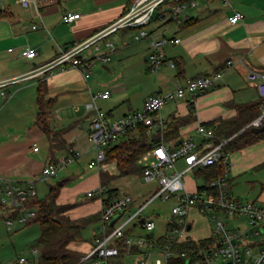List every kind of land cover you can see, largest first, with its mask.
<instances>
[{"label": "crops", "instance_id": "1", "mask_svg": "<svg viewBox=\"0 0 264 264\" xmlns=\"http://www.w3.org/2000/svg\"><path fill=\"white\" fill-rule=\"evenodd\" d=\"M131 1L52 0L47 4L23 8L18 0H0V81L13 80L6 87L9 97L5 101L0 100L1 177L21 183L33 181L36 195L41 198L39 190L48 179H42L40 172L51 159L56 160L78 152L79 156L73 163L89 152L91 155L87 167L94 169L89 167V162L94 158V149L86 134L92 113L86 110L85 105L91 101L92 94L105 89L110 91L109 98H99L96 103L113 120L140 109L144 99L150 94L166 92L192 77L219 70L220 77L214 80L211 87L196 95L192 102L176 99L168 102L160 111L166 121H178L177 139L189 138L198 145L205 143V139L196 130L199 124L212 121L217 123L219 119L232 118L237 114L233 104L259 99L256 81L250 80L248 73L250 70L261 71L264 66V0H195L197 5L187 8L179 15V21L173 19L167 7L158 8L150 22L144 26L147 35L140 40L133 37L138 32V27H122L113 31L85 50L90 56L100 55L106 51V40H112L115 44L110 60L97 69L106 72V69L109 70L107 65L112 61V71L116 72L104 82H99L91 75L84 78L79 70L68 67L67 64L47 71L38 69L51 61L60 48L66 49L84 41L116 21L128 9ZM234 11L243 14L242 21L229 22L228 17ZM67 12L79 13L80 16L73 22H65L63 15ZM173 38L179 40L171 41ZM152 41L161 42L157 50L166 59L172 60L174 66L163 65L157 71L154 87L145 92L139 102L133 101L131 95L124 96L129 83L127 63L136 54L138 62L149 70L147 59L152 50ZM102 46L104 48L99 52ZM29 47L36 49L34 57L24 55ZM228 60L232 62L229 67L225 64ZM43 80L47 85V96L55 99L48 114V124L51 127L50 123H55L56 130H63L62 140L52 148L53 151L48 136L35 124L38 111L37 86ZM83 139L89 143L86 148L81 145ZM37 141L45 142V152H40ZM176 141L170 144L176 146ZM260 141L240 149L246 154L238 155L236 159L242 160L246 166L257 163L259 159L256 153L262 149H257L254 145ZM34 143L37 144V151L31 148ZM236 159L230 161V169L238 165ZM183 168L184 163L178 160L176 169ZM94 170L85 177L79 176L83 180L71 184L68 181L78 176L73 172L63 175L60 180L67 184L60 189L57 202L63 204L78 201L67 211L72 219L100 214L103 205L101 198L85 195L88 190L100 186V170ZM190 172L183 175L184 185L187 190L195 191L198 181L187 175ZM118 178H128L130 182V178L138 180L139 176H120L110 183ZM111 188L117 189L119 196L131 197V203L125 212V215H129L145 202L149 192L156 189V183L146 191L139 189L137 183L131 184L123 192L117 186ZM47 191L48 186L44 194ZM254 199L264 201V192H259ZM146 207L147 205L143 212ZM149 217L155 220L156 215L151 214ZM99 225L100 219L97 217L82 230L78 240L69 244V248L86 254L98 234ZM156 228L157 223L153 236H162L163 234L155 233ZM139 229L141 228L135 222H130L126 231L132 236L144 235L145 231Z\"/></svg>", "mask_w": 264, "mask_h": 264}, {"label": "built area", "instance_id": "2", "mask_svg": "<svg viewBox=\"0 0 264 264\" xmlns=\"http://www.w3.org/2000/svg\"><path fill=\"white\" fill-rule=\"evenodd\" d=\"M51 1L18 0V3L23 8H29L32 5L47 4ZM224 1L227 2V0ZM196 5L195 0H132L125 13L116 21L84 41L75 43L66 49L60 48L51 61L38 69L47 71L67 64L68 67L79 70L84 78H88L93 62L99 60L101 63H107L110 60V53L115 48L112 41L106 40V51L100 55L90 56L85 50L95 45L97 41L119 28L129 26L139 28L133 37L135 40H140L147 35L144 26L150 22L158 8L167 7L173 19L179 21V15L187 8ZM79 16V13L67 12L63 15V20L73 22ZM228 20L230 23H237L243 20V14L234 11ZM178 40L177 38L171 39L174 42ZM160 43V41L151 42L152 50L148 55L147 66L152 72H157L163 65L174 66L172 60L166 59L164 54L157 50ZM36 54V49L31 47L24 52L28 58ZM225 64L229 67L232 62L228 60ZM220 75V71L198 75L186 80L184 84H177L166 92L157 91L144 99L140 109L113 120L96 103L99 98H109L110 91L105 89L92 94L91 101L85 105L86 110L92 113L86 132L94 149V158L89 162V167L102 169L106 146L116 142L129 130H135L140 124L147 127L148 136L152 131L162 128L166 120L161 116L160 111L168 102L176 99L192 102L196 95L211 87ZM248 78L256 81L259 96L262 98L260 115L250 122L251 126L258 127L264 125V72L250 70ZM12 81V79L0 81V100L5 101L9 97L6 87ZM196 130L205 139L204 144L198 145L189 138H184L176 146L160 143L138 159L137 162L143 166V179L147 182H155L156 189L136 211L125 215L131 203V197L128 195L115 197L108 202H103L101 199L103 205L100 211L98 234L94 237L89 251L83 256V264H109V260L118 255V248L114 242L119 238H123V243L128 248L138 249V252L133 254L136 256L135 264H168V260L174 256L170 251L171 244L185 239L187 231L192 227L191 222L188 221V214L192 207L200 213L209 214L213 229L207 236L211 240L198 246L193 254L192 252L191 255H189L190 252L181 253V255H189L187 262L190 264H264V201L256 199L243 201L229 193L228 178L231 166L229 153L222 150V143L215 144L212 141L213 131L211 129L199 124ZM31 148L33 151L38 150L35 143ZM78 156V152H72L46 163L41 169L40 177L45 180L56 176L60 168L74 161ZM178 160L184 163L182 170L176 169ZM217 163L222 164L223 174L211 179L207 184L215 190L214 194L197 189L195 191L186 189L183 181V175L186 172ZM101 192L102 189L99 186L94 190H88L85 195L93 197ZM35 195L36 189L33 181L21 183L0 176V218H4L8 226L15 223L26 225L27 221L35 215V210L25 207L24 203L29 197ZM157 198L160 202L173 200V205L170 207V218L167 220L171 223L169 226L165 223L166 232L163 234L169 241L164 244H160L158 237L152 234L156 227L155 220L143 213V208ZM13 213H15L14 216H11ZM231 217H235L233 223L230 222ZM242 217H245V220H236ZM140 219H142L141 222ZM112 220L114 221L110 224ZM130 222H135L145 231V234L125 235ZM253 237L258 238L253 240ZM153 253L161 257L157 256L150 260L149 256ZM13 264H44V262L38 248L31 244L28 247V255L19 254Z\"/></svg>", "mask_w": 264, "mask_h": 264}, {"label": "trees", "instance_id": "3", "mask_svg": "<svg viewBox=\"0 0 264 264\" xmlns=\"http://www.w3.org/2000/svg\"><path fill=\"white\" fill-rule=\"evenodd\" d=\"M225 66V65H224ZM219 71V70H217ZM264 72V66L261 67ZM216 72V71H215ZM36 102L38 111L35 124L48 136L51 150L61 141L62 129L53 130L48 124V114L50 113L55 99L47 96V85L45 81H40L37 86ZM262 98L246 103H235L237 114L229 119H219L217 123L208 122L203 125L213 131L212 141L215 144L222 143L223 151L231 153L240 150L248 145L254 144L264 139V129L255 132L250 122L260 115V104ZM177 120L166 121L165 125L152 131L148 136L147 127L140 124L135 130H129L121 136L116 142L109 143L105 148V158L102 161L103 168L99 171L100 187L102 192L95 195L101 197L103 202H108L118 197L117 189L109 186L111 180L125 175L143 176V166L137 161L147 151L156 144L173 143L179 137L176 131ZM264 123V121H263ZM53 151V150H52ZM50 161H55L51 159ZM49 161V162H50ZM113 167L115 169H113ZM264 167V160L253 167L259 169ZM194 179L198 180L197 190L206 191L208 194H214L215 190L208 187V182L223 174V166L220 163L198 167L191 170ZM231 179L228 178V189ZM65 182L59 181L48 185L47 193L38 198L37 195L29 197L24 206L35 210V215L31 217L27 224L37 223L39 225V235L34 241V245L40 251L41 259L44 264H83L82 258L85 254L69 248V244L81 237L82 230L91 222L95 221L99 215H90L72 219L67 215V211L73 208L78 201L71 203H58L57 197L60 189ZM260 194L264 192V184L260 185ZM13 213L11 216H14ZM166 225L171 222L167 221ZM129 232L126 231L125 235ZM211 238L194 239L187 236L185 239L172 243L170 251L174 254L168 264H190L187 262L189 255L198 246H202L205 241ZM166 236L158 237L160 244L167 243ZM114 244L118 248V255L112 259H120L126 254H135L138 249L128 248L123 243V238L116 239ZM190 252L189 255L181 253Z\"/></svg>", "mask_w": 264, "mask_h": 264}, {"label": "rangeland", "instance_id": "4", "mask_svg": "<svg viewBox=\"0 0 264 264\" xmlns=\"http://www.w3.org/2000/svg\"><path fill=\"white\" fill-rule=\"evenodd\" d=\"M112 41V40H111ZM104 46L101 47V50ZM105 50V49H104ZM98 52V53H99ZM112 62V61H111ZM111 62L107 65L109 68L106 69V72H102L101 70H97L98 67H101L102 63L99 60H95L91 65L90 75L96 77L99 82H104L111 78L116 72V70L112 71ZM128 79L129 83L127 85V89L124 91V96L131 95V100L138 101L142 98L143 94L154 87L155 82L157 80L156 74L157 72H152L147 70L140 62H138V58L136 54L133 55V60L128 62ZM97 70V71H96ZM112 71V72H111ZM124 76V75H123ZM128 91V93H126ZM125 96V97H126ZM51 128L55 125V123H50ZM54 127L53 129H55ZM56 130V129H55ZM38 146L40 147V152H45L46 148H44L45 142L44 141H37ZM91 145L92 143L89 142ZM89 143L83 139L82 140V147L86 148ZM93 147V146H92ZM257 149H262L259 153H256L258 157V162L261 163L264 157V139H262L257 145H254ZM246 153L237 150L232 153H229V161L235 160L238 155L244 156ZM91 153H86L85 155L80 156L78 162H70L69 164L65 165L64 167L58 170L56 176L51 177L47 180V183H43L42 187L40 185L39 190V197H43L45 194V188L49 184H53L59 182L63 175L68 174L69 172H73V174H77L78 176H74L73 179L68 181V184H71L75 181L83 180L90 171H95L94 169H88L87 163L90 158ZM242 161V160H241ZM239 159H236V167H232L229 171V178L231 179L229 193L241 200H253L258 193L260 192V185L264 184V167L259 169H253L252 166L257 165V163L246 166L244 162H241ZM241 162V163H239ZM84 173V174H83ZM84 175L82 178L79 176ZM188 176H192V173H187ZM198 181V180H197ZM135 183L138 184L139 189L146 191L150 190L153 187L154 182H147L143 179V177L139 176V179H129L118 178L114 181V183H110L109 186H117L121 192L129 189L131 184ZM67 182H65V185ZM154 191V190H153ZM152 191V192H153ZM152 192H149L150 196ZM173 205V200H168L165 202H160L157 198L153 200L147 207L144 209V214L146 216H150L151 214H155V221L157 223V228L155 233H159L162 235L166 232L165 230V222L170 218V207ZM230 219V218H229ZM235 217L230 219V222L233 223ZM239 221L245 220V217L236 219ZM188 221L191 222L192 227L190 230L187 231L186 236H189L194 239H201L210 235V232L213 229V223L209 218L208 213H200L196 210V208L192 207L188 214ZM230 223V225H232ZM140 231L144 232V230L139 229ZM39 225L37 223L31 224H19L15 223L12 226H8L5 223L4 218H0V264H13L15 259L19 256V254L28 255V247L34 243L35 239L39 235ZM86 231V230H85ZM258 237H253L257 239ZM161 257V255L157 253H153L149 256L150 260H153L155 257ZM136 256H123L120 259H110L109 264H135Z\"/></svg>", "mask_w": 264, "mask_h": 264}, {"label": "water", "instance_id": "5", "mask_svg": "<svg viewBox=\"0 0 264 264\" xmlns=\"http://www.w3.org/2000/svg\"><path fill=\"white\" fill-rule=\"evenodd\" d=\"M263 129H264V125H261V126H258V127H254V128H253V130H254L255 132H259V131H261V130H263ZM182 140H183V138H179V139H177V141L175 142V145L179 144ZM113 221H114V220H112V221L110 222V224H112ZM141 221H142V219H140V222H141ZM188 228H189V226H188Z\"/></svg>", "mask_w": 264, "mask_h": 264}]
</instances>
